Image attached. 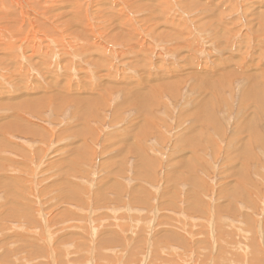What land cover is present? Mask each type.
Listing matches in <instances>:
<instances>
[{"label":"rangeland","instance_id":"374dc122","mask_svg":"<svg viewBox=\"0 0 264 264\" xmlns=\"http://www.w3.org/2000/svg\"><path fill=\"white\" fill-rule=\"evenodd\" d=\"M169 2L170 10H167L166 13L168 18L170 17L169 20L171 17L172 20L174 18L173 21L177 32L181 34L180 36L186 35L190 31L192 36H197L195 40L192 37L188 38V41L193 43L190 50L192 67L191 64H189L190 66L185 65V69L180 72H174L167 68V63L175 62L168 54L172 53L175 57H178L179 54L176 56L173 50L172 52L167 51V48L172 45L160 34L167 30L164 24L159 27L158 33L155 32L156 37H152V35V38L141 37L142 31L131 35L132 40H126L129 44L126 47L129 55L126 57L117 56L113 62L115 68L121 66L127 71L123 74L116 71L115 75L120 74L119 78L117 77L118 80L123 77L132 80L136 85L141 81L140 76L148 72V81L155 77L158 78V75L163 76L162 79L165 81H169L167 85L165 84V87L169 88L162 89V86L159 88L157 86L158 89H161V94L155 95L158 99L154 94H151L148 99L149 107L152 109L155 107V117L158 115L153 130L152 125L147 129L142 128L138 113L131 108V98L125 99L124 94L115 98L113 94L118 92L117 89L107 91L114 84H110L107 80L95 79L93 71L96 76L102 75V72L107 75L114 73L110 72L109 64L102 63L105 65L103 66L96 60L95 69L97 70H95L89 65L83 64L82 57L86 56H78L74 50L66 51L64 48L60 50V47L56 45L54 47L57 49L56 53L59 54V57L62 56L58 62L61 65V70L57 73L60 80L54 81L60 89L58 91V88L53 90L51 87V84L53 87L56 85L52 82L49 73V71L54 72L53 70L57 69L56 66H47L45 72L44 70L41 72V68L34 65H40L36 58L32 65L29 63L27 66L26 61L23 60L26 58L22 52L23 49L17 48V53H1L0 51V57L2 56L4 60L0 66L5 67L7 73L8 70L14 72V83H17L18 87L23 86L21 83L23 82L27 91L30 92L33 77H38L37 82L43 86L36 96H27L22 92L21 94L25 96H22L20 100H23L24 97L30 99L39 97L41 99L37 103L44 105L43 107L36 105L34 111L25 108L23 112L27 123L33 127L31 131L36 130L37 132L35 137L27 135V139L24 137L25 135L17 136L15 134L17 137L10 138L7 135L4 139L6 143H17L25 150L27 149L28 157L30 156L33 161L24 159L21 152L19 155H17L19 152L15 153L17 157L10 156V154L3 156L13 158L18 162L16 166L25 171L29 166L35 168L34 179L37 187L34 190L37 193L26 199V206L33 211V220L39 222L43 219L38 212L40 206L37 198H40V202L42 199L45 201L46 209L53 205L49 217L55 225L52 229L58 228L59 232L56 230V235L50 229L53 237L52 244L56 238L59 241L62 239V242L67 240L57 246V251L54 248L51 250L52 246H47L46 238L37 242L35 236L24 232L23 227L16 226L17 232L22 229L26 236L24 237L22 234L19 236L20 240L27 238L30 243V240L34 241L32 248L35 251L34 255L30 257V259L34 257V260H31L30 264H49V261L51 264H56L57 253L58 255L63 253L64 259L66 258L67 261H70L72 256L77 259L79 256L83 259L78 260L81 264H107L104 257L99 255L100 252L114 258L113 260L120 264H125L124 262L129 259V256L130 261L131 258L138 259L131 264H146V262L147 264H254L252 260L255 256L258 257L257 264H264V0H193L197 8L192 12L193 15L190 12L188 14L187 8L181 7L177 1L169 0ZM258 2L260 3L258 4ZM210 4L216 10L213 13ZM253 4L256 5V8L252 6ZM203 7L209 10L205 16L202 15ZM255 12L256 15H254ZM200 14L202 19L199 21ZM32 16L29 15L31 24L34 23V16ZM183 22L185 26L181 25ZM136 23L134 25L138 30L141 24ZM2 24L9 27L12 24V19L9 18L8 22ZM28 24H24V26ZM43 25L47 27L45 24H40V21L35 23L36 32ZM196 27L198 29H195ZM190 28L192 30H189ZM45 30L42 31V34ZM11 36L19 45L21 34ZM206 36L207 38H205ZM137 40L138 43H136ZM199 40L202 46L194 44ZM103 43L107 45L106 41ZM168 43L170 46H167ZM156 44L164 46L161 47L163 56L160 59L150 54V49H152L150 46ZM211 44H220L225 48L221 54L215 53L211 56L209 52H206L208 49L212 50ZM144 47L145 56L142 54L141 56L144 57L138 56ZM194 47L199 50L196 51ZM136 48L138 50H134ZM56 53L53 57L45 55V59L53 62ZM8 54H13L15 61L21 65L23 69L20 72L22 81L17 78L13 68V65L15 68L17 65L11 61L12 56L8 58ZM94 54H96L95 50ZM93 58L97 59L98 55ZM210 58L211 60H209ZM106 59L108 58L106 57ZM184 60L188 62L187 58ZM78 64L83 65L84 69ZM144 64H148L147 71H145ZM235 64L239 69L234 67V70L238 72L239 76L237 75L230 81L227 77L233 72L231 68ZM27 67L29 71L24 75L23 71ZM85 69L88 74L82 71ZM254 71L258 72L256 75L261 76L259 90L255 98H253ZM67 73L72 76L63 81ZM215 73L221 77L218 82L217 78L219 77ZM79 76L85 77L82 83ZM211 79L215 81L216 86H219L218 88L209 89L212 84ZM251 79L254 80V83H251ZM219 82H221L220 85ZM67 83H71V87L74 86L86 98L84 105H86L85 113L87 115L81 114L80 111L77 112V105L73 101L65 100L59 107L56 106L58 102L55 103L52 96L67 89ZM152 83L154 82L152 81ZM4 86L8 92H11L10 94L16 95L14 90L17 91V89L14 86L12 87L8 83H5ZM85 88L89 90V94ZM149 88L154 89L155 86ZM35 89L37 88L35 87ZM90 89L96 90V94H100V96H91ZM246 91H250L252 97H245L243 94ZM139 93L138 96L143 99L144 96L141 92ZM9 95H1L0 92V101L12 102L7 101ZM69 96L71 97L70 94ZM89 96L93 100H88ZM203 96H206L207 99H203ZM9 98L12 97L9 96ZM103 98L105 99L103 100ZM244 98L246 101L243 104ZM106 99L108 100L105 101ZM87 103L89 104L87 105ZM158 103L160 107L157 105ZM22 105L32 106L34 104L26 102ZM119 106V110H115ZM197 108H201L202 111L204 109L203 112L208 115ZM74 111L75 113H73ZM168 114L169 116H167ZM184 115H186V119L179 122L180 117L184 119ZM184 121L185 124H183ZM177 124L181 127H176ZM156 125L158 126L156 127ZM170 127L171 129H169ZM201 131L202 133H200ZM45 134H50V136H45ZM31 136L34 137L33 140H31ZM232 136H236L235 139ZM45 137L47 138L45 139ZM13 140L15 141L13 142ZM31 141L36 142L32 144ZM47 142L49 144H46ZM51 145L52 147H50ZM49 147L50 150L45 149ZM12 171L19 172L15 167L12 168ZM13 174L17 177H27V175L18 173ZM21 185L23 186V184ZM27 185V183L24 184L26 187ZM22 186L19 189H22ZM46 191L48 192L46 193ZM0 192V211L8 209L9 217L18 215L20 219H23L27 215L25 204L16 208V203L12 202V197L9 195V187L3 186L0 188ZM11 202L12 206L9 205ZM7 205L10 208H7ZM55 212L58 217L55 216ZM45 213L47 214V212ZM16 221H13L12 225L16 224ZM161 221L164 224L160 223ZM26 226L27 224H25V228ZM47 226L49 227V225ZM85 228L88 230L86 229L84 232ZM161 229L163 230L161 231ZM35 231L37 232L39 229ZM86 232L89 233L88 240ZM1 236L2 233H0V238ZM131 236L133 237L131 238ZM80 242L85 244L86 248L83 245L80 246ZM104 243L112 252L109 253L102 247ZM18 246L12 244L7 246L5 251L7 254L13 251L11 260L22 264L21 256L24 255L27 260L31 250L23 249L20 254L16 250ZM42 246L49 249L47 256L43 252L41 253ZM162 250L164 251L161 252ZM124 252L125 254L122 255L121 253ZM0 255L2 257L4 255L3 248H1ZM163 258L166 260H162ZM73 259L72 262L70 261L71 264ZM77 259L74 260L77 261ZM2 264L5 263L2 262Z\"/></svg>","mask_w":264,"mask_h":264},{"label":"bare ground","instance_id":"6f19581e","mask_svg":"<svg viewBox=\"0 0 264 264\" xmlns=\"http://www.w3.org/2000/svg\"><path fill=\"white\" fill-rule=\"evenodd\" d=\"M178 2V4L181 7H185L187 8L186 11L188 10V14L189 12L192 14V12L194 10H197L193 0H175ZM260 2H258L259 4ZM206 4V3H205ZM212 4V3H211ZM210 4V6H211ZM253 7L256 8V5L253 4ZM168 9H167V8ZM170 7V2L169 0H0V35L3 34V36L0 37V51L1 53L3 52H16L17 53V48L23 49L22 52H24L26 58L23 60L26 61L27 66H29V63L32 65L34 62V58H36V60L39 61V64H34L37 65L41 68V72L42 70H44L45 72V68L47 66H56V70L49 71V73L51 74V79L52 82L54 81H58L59 76H58V71L61 70V65L58 63L61 59L62 56L59 57V54L56 53L57 49H55L54 47L56 45H58L61 48H64L66 51L69 50H74L75 53L78 56H86L85 58H83V64L89 65L91 68L95 69L96 68V63L95 61H99L102 63H106L107 65L109 64V68L111 69L110 72H114L111 75H108L102 72V75H98L96 76L95 72L93 71V75L94 77H96L95 79L97 80H107L110 84H114V86H111L110 88H108L107 91L109 90H113V89H117V93H114V97L118 98L121 94L125 95V99L131 98L132 101V106L131 108H133L134 111H136L141 119V126H143L142 128H148L152 125V130H153V126L157 123L158 120V115L155 117L154 115V109H152V107H149L148 104V99H150L149 97L151 96V94L158 95L161 94V89H158L160 86H162V89H166L169 87H165V84L167 85V83H169V81H165V79H162L163 76L158 75V78H153V80L151 79L150 81H148L149 79L147 78L148 75L146 73H143L140 77H141V81L135 85V83L130 80V79H125V78H121L118 80V76H120V74L115 75L118 71V73L122 72V74L124 72H127L126 70L123 69V67L120 66V68H115V66H113V62L116 59L117 56H121V57H126L128 56V49L126 48L129 44L126 40L129 41V39L132 40L131 35L138 34L139 32H141V37H146V38H150L151 35L152 37H156L155 34L159 32V27L164 24V27L167 28V30L162 31L160 34L162 36V38L166 41H168L170 43V45H172V47H168L167 51H171L173 50V52H175L174 54H176V56H178L177 54H179L178 57H175L172 53H169L168 56H171V58H173V61L167 63V68L171 69L172 71L176 72H180L182 70L185 69V65H189L192 63V56L190 55V50L192 49V45L193 43H190L188 41V38L192 37L194 40L197 38V36H192L190 33L188 32V34L186 35H182L179 34L177 32V29L175 27V23H174V18L172 20H169L168 18V14L166 12H168L167 10ZM195 7V8H194ZM205 7V6H204ZM203 7V11H202V15L205 16V13L207 11H209L208 9ZM212 7V6H211ZM209 8V7H208ZM248 7H246L247 9ZM193 9V10H191ZM245 9V11H246ZM251 9V8H250ZM185 10V9H184ZM249 10V8H248ZM215 10V8H211V12L213 13ZM247 12V11H246ZM251 13V11H249ZM253 13V12H252ZM178 14V13H177ZM29 15H33V21L34 23L31 24L30 23V18ZM136 15V16H135ZM174 15V14H173ZM193 15V14H192ZM254 15H256V12L254 13ZM178 16V15H177ZM207 16V15H206ZM211 16H213L211 14ZM250 16V14H249ZM186 17V16H185ZM193 17V16H192ZM9 18L12 19V24L8 27V26H4L5 22L9 21ZM40 20H38V19ZM195 18V17H194ZM249 18V17H248ZM181 19V18H180ZM199 21L202 19V16L200 14V16H198ZM40 21V24H45L47 27H44V25L42 27H40L37 32L34 29V24L38 23ZM137 22L138 25L139 23L141 24V27L136 30L134 23ZM198 22V21H197ZM28 25L24 26V24ZM136 23V24H137ZM193 23V22H192ZM137 25V26H138ZM182 26L184 24H181ZM32 26V27H31ZM45 30V32L42 34V31ZM195 29H198L197 27ZM189 30H192V28H190ZM204 30V29H203ZM202 30V32H203ZM206 31V30H205ZM204 31V32H205ZM2 32V33H1ZM156 32V33H155ZM182 33V32H181ZM196 33V32H195ZM201 33V32H200ZM199 33V34H200ZM21 34V38H20V44L17 45V43H15V40H13L12 36H18ZM154 34V35H153ZM211 34V33H210ZM44 35V36H42ZM196 35V34H195ZM137 36V35H136ZM158 36V35H157ZM210 36V35H209ZM140 37V38H141ZM151 37V38H152ZM84 38V39H83ZM137 38V37H136ZM207 38V36L205 37ZM144 39V38H143ZM211 39V38H209ZM106 41L107 45L105 43H103V41ZM152 40V39H151ZM162 40V39H161ZM27 41V43H25ZM126 41V42H124ZM134 41V40H133ZM132 41V42H133ZM154 41V40H152ZM159 41V40H158ZM57 43V44H53V43ZM131 42V43H132ZM160 42V41H159ZM203 42V41H202ZM207 42V41H206ZM60 43V44H59ZM138 43V40L137 42ZM144 43V42H143ZM146 43V42H145ZM161 43V42H160ZM168 43L167 46H170ZM210 43V42H209ZM155 44V43H154ZM162 44V43H161ZM151 45L150 47L152 49H150V54L151 55H155L157 56L159 59L161 56V51L163 50L162 48L164 47L163 45ZM194 44H199L198 46L201 45V41L199 40L197 43ZM132 46V45H131ZM139 46V45H138ZM202 46V45H201ZM204 46V45H203ZM134 47V46H133ZM140 47V46H139ZM161 49H160V48ZM195 48V47H194ZM211 48L212 50H207L206 52H209V54L213 55V54H221V52L224 50V46H220V44H211ZM95 53L94 54V50ZM132 49V47H131ZM144 49L145 47L139 52L138 56L141 54L144 55ZM196 51L199 50V48H195ZM204 49V47H203ZM19 50V49H18ZM56 50V51H55ZM134 50H138V48L134 49ZM177 50V51H176ZM206 50V48H205ZM194 51V52H196ZM71 52V51H70ZM138 52V51H137ZM147 52V49H146ZM187 52L189 56L186 55ZM54 53H56V57L54 59V61H48L45 59V55L46 56H54ZM68 53V52H67ZM91 53H93V55H98V58H93V55H90ZM264 53V52H263ZM63 54V53H62ZM134 54V53H133ZM208 54V53H207ZM6 55V54H5ZM61 55V54H60ZM65 55V53L63 54ZM101 55V56H100ZM107 55V56H105ZM166 55V54H165ZM200 55V54H199ZM211 55V56H212ZM232 56H234L233 54H231ZM10 56H12L11 61L15 62L17 67L15 68V66L13 65V68L15 70V73L17 74V78H19L21 80L20 77V72L23 70L21 65H19L15 60V57L13 56V54H8V58H10ZM76 56V55H75ZM145 56V55H144ZM141 56V57H144ZM203 56V55H202ZM23 57V56H22ZM68 57V56H67ZM72 57V56H71ZM106 57L108 59H106ZM111 60H110V58ZM205 57V56H204ZM261 57V56H260ZM188 59V62L185 61L184 59ZM95 59V60H93ZM123 59V58H121ZM142 59V58H141ZM72 60V59H71ZM91 60V61H90ZM113 60V61H112ZM130 60V59H129ZM133 60V59H132ZM155 60V59H154ZM202 60V59H201ZM211 60V58L209 59ZM3 57H0V63H3ZM37 61V62H38ZM81 61V60H78ZM134 61V60H133ZM132 61V62H133ZM143 60H141L142 62ZM213 61V60H212ZM218 61V60H217ZM120 62V60H119ZM131 62V61H130ZM144 62V61H143ZM155 62V61H154ZM168 62V61H167ZM186 62V63H185ZM194 62V60H193ZM234 62V61H233ZM72 63V62H71ZM122 63V62H121ZM125 63V60H124ZM127 63V62H126ZM22 64V63H21ZM157 64V63H156ZM165 64V63H164ZM208 64V63H207ZM80 67H82L84 69V66L81 64H78ZM103 65V64H102ZM100 65V66H102ZM122 65V64H121ZM127 65V64H126ZM134 65V62H133ZM138 65V63H137ZM140 63H139V67H140ZM236 65V66H235ZM234 66H232L231 70L233 71L232 73H230L227 77V79L229 78L230 81H232L234 79V77H236L238 74V72H235V68H238V65L235 64ZM105 66V65H103ZM102 66V68L104 69V67ZM145 66V71H147V66L148 64H144ZM190 66V65H189ZM188 66V67H189ZM10 67V66H8ZM25 67V66H24ZM77 67V66H76ZM147 67V68H146ZM192 67V64H191ZM235 67V68H234ZM28 68V67H27ZM25 68V70L23 71L24 75L29 71V68L27 69ZM71 68V67H70ZM80 68V69H82ZM131 68V67H129ZM128 68V69H129ZM154 68V67H153ZM158 68V67H157ZM160 68V67H159ZM165 68V67H164ZM174 70H173V69ZM196 68V67H195ZM91 69V70H93ZM116 69V70H115ZM138 69V68H137ZM71 70V69H70ZM97 70V69H95ZM142 70V69H141ZM153 70V69H152ZM155 70H159V69H155ZM190 70V69H189ZM201 70V69H200ZM256 70V69H255ZM79 71V70H78ZM83 72L85 71V74H88V71L82 70ZM130 71V70H129ZM135 71V70H134ZM138 72H140L139 70H137ZM197 71V70H196ZM222 71V70H221ZM259 71V70H258ZM157 72V71H154ZM166 72V71H165ZM220 72V71H219ZM218 72V73H219ZM91 73V72H89ZM132 73V72H131ZM194 73V72H193ZM196 73V72H195ZM217 73V74H218ZM258 72L255 73L254 71V76H255V85H254V97L255 98L257 96L258 93V86H259V81L261 76L256 75ZM152 74V73H151ZM150 74V75H151ZM216 74V73H215ZM216 76L219 77V74ZM61 75V74H60ZM68 73L66 74V76L64 77L63 81L66 80L67 78L70 79V77L72 76H67ZM176 75V74H175ZM196 75V74H194ZM64 76V75H63ZM136 76V75H135ZM191 76V75H190ZM215 76V77H216ZM239 76V75H238ZM118 77V78H117ZM151 77V76H149ZM154 77V76H152ZM178 77V76H177ZM176 77V78H177ZM189 77V76H188ZM196 77V76H195ZM38 78V77H37ZM37 78L33 77V80L31 82V86H30V92L27 91L26 86L24 85L23 82H21L23 84V86L18 87L17 83H14L15 79H14V72L9 71L8 73L5 69V67L0 66V92L1 95H9L11 92L8 90H6V87L4 86L5 83H8L10 85H12V87L14 86V88L17 89L14 90L16 95L14 93L10 94L9 96L12 98H9V96H7V101H15V102H5V101H0V188H2L3 186L5 187H9V195H11L12 197V202L16 203V208L23 206L25 204L26 206V199H29L32 196H35V194L37 193L36 190H34V188L37 187L36 184V180L34 179V173H35V168H32V166L28 167V170L25 171L24 169H22L21 167H17L16 165L18 164V162H16L13 158L10 157H4L3 155H14L17 157V155L20 154V152L22 153V157L31 159V157H28V152L27 149L25 150L23 147H21L20 145H18L17 143L12 144L10 143H6L4 141V139H6L5 137L10 136L13 137H17L18 135L26 137L27 135H33L34 137L37 135L36 130L31 131V129L33 128L31 125H29L27 123V120L24 117V110L29 109V111L33 110L34 111V107L37 105V107H43L44 105H39L37 102L39 101V97L36 98H27L24 97L23 100H20V98L22 96H25L23 94H21L22 92L24 94L28 95H35L38 94V91H40L42 89V84L37 82ZM78 78V77H77ZM167 78V77H166ZM220 78H217V82L220 81ZM259 80H258V79ZM23 79V77H22ZM68 79V80H69ZM79 79L81 80V83L84 81L85 77H80ZM263 79V78H262ZM35 80V82H34ZM187 80V79H186ZM184 80V81H186ZM190 80V79H189ZM198 81H200L199 79H197ZM215 80V79H214ZM22 81V80H21ZM87 81V79H86ZM152 81L154 83H152ZM212 81V84L210 86V90L212 88L215 87H219L215 85V81ZM126 82H129L128 84ZM179 82V81H178ZM222 82V81H221ZM221 82H219V85L221 84ZM157 83V84H155ZM171 83V82H170ZM251 83H254V80L251 79ZM54 84L56 85L55 87H53V85L51 84V87L53 88V90L56 88H58V91L60 90L58 85L54 82ZM88 84V81H87ZM116 84V86H115ZM189 84V83H188ZM218 84V83H217ZM67 89H65L63 92H59V94L52 96L53 100L56 102H58V104H56L57 107L60 106L61 103H63L62 101L65 100H69V101H73L76 103L77 107H76V111H80L81 114H86L85 113V108L86 105H84V100H86V98L83 97V94L80 93L77 89L74 88V86L71 87V83H67ZM83 85V84H82ZM9 86V85H8ZM84 86V85H83ZM155 86L154 89H150L149 87ZM158 86V88H157ZM187 86V85H186ZM10 87V86H9ZM35 87L37 89H35ZM176 87V85H175ZM174 87V88H175ZM181 87V86H180ZM19 88V91H18ZM72 88V89H69ZM137 88V89H135ZM201 88V86H200ZM216 88V89H217ZM86 91L89 94V90L87 88H85ZM203 89V88H201ZM206 89V88H205ZM207 90V89H206ZM93 91V93H92ZM164 91V90H163ZM243 91V90H242ZM141 92L142 95L144 96L143 99L140 98V96H138V93ZM204 92V91H203ZM212 92V91H211ZM233 92V91H232ZM80 93V94H79ZM133 93H135V96H133ZM177 93V92H176ZM54 94V93H53ZM69 94L71 95V97L69 96ZM140 94V93H139ZM150 94V95H149ZM204 94V93H203ZM202 94V95H203ZM232 94V93H231ZM234 94V93H233ZM232 94V95H233ZM64 95L68 96L69 98L65 97ZM90 95L91 96H100V94H96V90L94 89H90ZM193 95V94H192ZM209 95V94H208ZM245 97H250L252 95V93L249 91H246L245 94H243ZM20 96V97H19ZM89 96L88 100H93L92 97ZM138 96V97H136ZM211 96H214L213 94H211ZM46 97V96H45ZM156 99H158L157 96H155ZM205 97V98H204ZM232 97V96H231ZM230 97V98H231ZM252 97V96H251ZM139 98V99H138ZM233 98V97H232ZM15 99V100H12ZM30 99V100H29ZM105 98H103L104 100ZM203 99H207L206 96H203ZM215 99V98H214ZM242 99V97H241ZM108 99H106L105 101H107ZM152 100V99H151ZM178 101V100H177ZM187 101V100H186ZM205 101V100H204ZM207 101V100H206ZM246 98L243 99V104L245 103ZM26 102H31L34 105L32 106H28V105H22V103H26ZM86 102V101H85ZM153 102V101H152ZM201 102V101H200ZM101 103V102H98ZM95 103V104H98ZM194 103V102H193ZM203 103V102H202ZM89 103H87L88 105ZM93 104V103H92ZM208 104V101H207ZM204 103V105H207ZM94 105V104H93ZM159 107V103L157 104ZM166 105V104H165ZM194 105V104H193ZM199 105V104H198ZM201 105V104H200ZM120 106L118 108H115V110H119ZM157 108V107H156ZM164 108V107H161ZM166 108V107H165ZM214 108V107H213ZM31 109V110H30ZM37 109V108H36ZM92 109V108H91ZM95 109V108H94ZM198 110H201L202 113H204V109L202 111V109L197 108ZM196 109V111L198 112V110ZM117 110V111H118ZM158 110V109H157ZM161 110V109H159ZM165 110V109H164ZM28 111V110H26ZM32 111V112H33ZM37 111V110H35ZM39 111V110H38ZM41 111V110H40ZM83 111V113H82ZM93 111V110H90ZM169 111V110H166ZM208 111V110H207ZM200 112V113H201ZM38 113V112H37ZM75 113V111L73 112ZM165 113V112H164ZM171 113V112H170ZM169 113V114H170ZM27 114V113H26ZM31 114V112H30ZM34 114V113H32ZM51 114V113H50ZM91 114V113H90ZM89 114V115H90ZM167 114V113H166ZM169 114L167 116H169ZM187 114V113H185ZM207 114V113H204ZM213 114V113H212ZM36 115V114H34ZM40 116V114H38ZM62 115V114H60ZM87 115V114H86ZM154 115V116H153ZM171 115V114H170ZM199 115V114H198ZM208 115V114H207ZM26 116V115H25ZM186 115H184V119H182V117H180L179 122H181L182 120H185ZM206 116V115H205ZM213 116V115H212ZM258 116V115H257ZM28 117V116H27ZM42 117V116H41ZM203 117V115H202ZM201 117V118H202ZM209 117V116H207ZM30 118V117H29ZM52 118V117H51ZM160 118V117H159ZM187 118L189 119V116H187ZM165 119V118H164ZM205 119V118H204ZM203 119V120H204ZM209 119V118H208ZM47 120V119H46ZM60 120V119H59ZM150 120L151 122L149 123ZM44 121V120H43ZM55 121V120H53ZM201 121V120H200ZM139 122V121H138ZM148 122V123H147ZM203 122V121H202ZM206 122V121H205ZM59 123V122H58ZM160 123V122H159ZM210 123V121H209ZM241 123V122H240ZM180 124V123H179ZM185 124V121L184 123ZM41 125V124H40ZM149 125V126H148ZM205 125V123H204ZM242 125V123H241ZM158 125H156L157 127ZM198 126V125H197ZM196 126V128H197ZM203 126V124H202ZM201 126V127H202ZM209 127L211 126L210 124L208 125ZM176 127H179V125L177 124ZM181 127V126H180ZM179 127V128H180ZM200 127V126H199ZM208 127V128H209ZM39 128V127H38ZM140 128V127H139ZM207 128V129H208ZM160 129V128H158ZM171 129V127L169 128ZM201 129V128H200ZM45 130V129H44ZM150 130V129H149ZM155 130V129H154ZM138 131V130H137ZM191 131V130H190ZM193 131V130H192ZM205 131V130H204ZM44 132V131H43ZM160 132V131H159ZM180 132V131H179ZM183 132V129L181 131V133ZM46 133V132H44ZM43 133V136H44ZM63 133V132H62ZM149 133V132H148ZM157 133V132H156ZM180 133V134H181ZM190 133V132H189ZM188 133V134H189ZM202 133V131L200 132ZM17 134V136L15 135ZM60 134V133H59ZM139 134V133H138ZM178 134V133H177ZM176 134V137H177ZM205 134V133H204ZM203 134V135H204ZM64 135V134H63ZM140 135V134H139ZM202 135V136H203ZM19 136V137H20ZM42 136V135H40ZM45 136H50V134ZM62 136V135H61ZM65 136V135H64ZM180 136V135H179ZM22 137V138H24ZM31 136V140H33V138ZM39 137V135H38ZM54 137V135H53ZM236 136H232V138ZM9 138V139H10ZM27 138V137H26ZM47 137H45L46 139ZM56 138V137H55ZM137 138V135H136ZM28 139V138H27ZM50 139V138H49ZM48 139V141H49ZM231 139V138H230ZM39 140V139H38ZM232 140V139H231ZM254 140V139H253ZM15 140H13L14 142ZM22 142V140H20ZM30 141V140H29ZM45 141V140H44ZM42 141V142H44ZM47 141V140H46ZM45 141V142H46ZM238 141V140H237ZM243 141V140H242ZM247 141V140H246ZM245 141V142H246ZM19 142V141H18ZM36 141H31L30 143H34ZM41 142V141H39ZM177 142V141H176ZM239 142V141H238ZM132 143V142H131ZM158 143V142H157ZM255 143V142H254ZM27 144V143H26ZM40 144V143H39ZM45 144V143H43ZM46 144H49L48 142ZM52 144V143H51ZM178 144V142L176 143V145ZM253 144V143H252ZM256 144V143H255ZM36 145V144H35ZM230 145V144H229ZM30 147V146H29ZM32 147V146H31ZM34 147V145H33ZM52 147V145L50 146ZM49 148H45V149H49ZM42 148H44L42 146ZM41 148V149H42ZM40 149V148H39ZM239 149H241L239 147ZM238 149V150H239ZM48 150V151H49ZM242 150V149H241ZM41 151V150H40ZM16 152H19L17 155L15 154ZM163 152V151H162ZM242 152V151H241ZM239 154V153H238ZM246 154V153H245ZM243 154V155H245ZM256 154V153H255ZM135 155V154H134ZM169 155V154H168ZM36 158V157H35ZM46 158V157H45ZM249 160V159H248ZM31 161H33L31 159ZM48 161V160H46ZM249 162V161H247ZM50 163V162H49ZM34 164V163H33ZM46 164V163H45ZM189 164V163H188ZM249 164V163H247ZM28 165V164H27ZM52 165V164H51ZM15 167L16 169L19 170V172H13L12 168ZM34 167V166H33ZM246 167V165H245ZM46 168V167H45ZM27 169V168H26ZM50 169V168H49ZM47 170V169H46ZM51 171V170H50ZM190 172V171H189ZM13 174V173H18L20 175H27V177H17L14 176V174L12 176H10L9 174ZM44 173V172H43ZM48 173V172H47ZM53 173V172H52ZM168 173V172H167ZM17 174V175H18ZM169 175V174H168ZM51 176V175H50ZM23 178H24V183H23ZM168 180V179H167ZM166 180V181H167ZM51 181V180H50ZM26 183L28 184L27 187L24 186V184L26 185ZM168 183V182H167ZM23 184V186L21 185ZM22 186V189H19ZM48 187V186H47ZM46 187V188H47ZM26 188V189H25ZM49 188V187H48ZM51 188V187H50ZM50 190V189H49ZM8 191V190H7ZM40 192V191H39ZM48 191H46L47 193ZM7 193V192H6ZM5 193V194H6ZM44 193V192H43ZM51 193V192H50ZM1 194V192H0ZM41 194V192H40ZM8 195V194H6ZM15 196H17V199H15ZM7 197V196H6ZM5 197V198H6ZM52 197V196H51ZM49 198V197H48ZM53 198V197H52ZM51 198V199H52ZM53 200V199H52ZM160 200V199H159ZM37 201L39 202V206H40V210L39 215H41L43 220H39V222L34 221L33 220V211H31L27 206V215H25V217L23 219H20L18 217V215H16V217H9L8 216V209L7 210H2L0 211L3 212L2 214H0V233H2V236L0 238V251L1 248H3L4 250V255L3 257L0 255V261H2L5 264H20L19 262L15 263L11 260V256H13V251L10 252V254L6 253V248L7 246H11L12 244H17L18 249H16L20 254L23 251V249L26 250H31L29 251L30 255L29 258L26 260L24 258V255H20L21 259L20 261H22V264H30L31 260H34V257L32 259H30L31 256L34 255V249L32 248V244H33V240H30L31 243L28 241L27 238H24V240H20L19 236H21L23 234V231L21 229L20 232H17L16 230V226L19 227H23L24 232H27V234H31L33 237H36L37 242L45 240L46 238V242H47V246H52L51 250L54 248L55 251H57V246H59V244L61 243H65L64 240L62 242V239H60L61 241L58 240V238H56L55 242L52 244L53 242V237H52V233L50 231V229H52V227L55 225L52 223V221L50 220V213L52 211L53 208H45V201L42 199V201L40 202V198H37ZM12 202L11 204H9L10 206H12ZM50 204V202H48ZM48 204V205H49ZM3 205V204H2ZM9 206L7 205V208ZM3 208V206H2ZM10 208V207H9ZM15 208V207H14ZM159 208V207H158ZM163 208V207H162ZM4 209V208H3ZM43 209V211H42ZM48 210V211H47ZM119 210V209H118ZM160 210H162L160 208ZM47 212V214L45 213ZM95 212V211H94ZM11 213V212H10ZM180 213V212H179ZM178 213V215H179ZM181 214V213H180ZM93 215V214H92ZM51 216V215H50ZM55 216H57V212H55ZM89 216V214H88ZM190 217V216H189ZM60 218V217H59ZM82 218V217H81ZM96 218V217H94ZM93 218V219H94ZM87 219V218H86ZM97 219V218H96ZM186 219V218H185ZM18 220V221H16ZM13 221H16V224H13ZM59 221V220H58ZM89 221V220H88ZM83 222V221H82ZM42 223V224H41ZM160 223H163V221H161ZM165 223H167V221H165ZM172 223V222H171ZM25 224H27L26 228H25ZM155 224V223H154ZM170 224V223H169ZM46 225H49V227ZM158 225V224H157ZM104 226V223H103ZM172 226V225H170ZM16 227V228H15ZM15 228V229H14ZM111 228V227H110ZM39 231H35L38 230ZM73 229V228H72ZM82 229V228H81ZM87 228L84 229V232L86 231ZM46 230V233H45ZM58 231V228L53 230V234H56L55 231ZM88 230V229H87ZM129 230V229H128ZM163 229H161L162 231ZM56 231V232H57ZM83 231V229H82ZM159 231V230H158ZM89 232V231H88ZM65 233H67V231H65ZM83 233V232H82ZM148 233V232H147ZM46 234V236H45ZM86 234L88 235L87 240L89 239V233L86 232ZM135 234V233H134ZM141 234V233H140ZM145 234V233H144ZM24 235V234H23ZM57 235V234H56ZM55 235V236H56ZM66 235V234H65ZM156 235V234H155ZM67 236V235H66ZM92 236V234H91ZM24 237H26L24 235ZM133 236H131L132 238ZM50 238V240H49ZM135 238V237H134ZM92 239V238H91ZM19 240V241H18ZM132 240V239H131ZM50 241V242H49ZM137 242H139V240H136ZM166 242V241H165ZM169 242V241H168ZM220 242V241H219ZM67 243V242H66ZM117 243V242H116ZM130 243V242H129ZM157 243V242H156ZM10 244V245H9ZM163 244V243H162ZM161 244L162 247H164ZM167 244V243H166ZM171 244V242H170ZM83 245V247L86 248V245L80 242V246ZM129 245V244H128ZM145 245V244H144ZM168 245V244H167ZM69 246V245H68ZM170 246V245H169ZM102 247L108 251L109 253L112 252L111 249L105 245H102ZM126 247V246H125ZM160 247V246H159ZM155 248V247H154ZM168 248V247H167ZM43 249V250H42ZM163 249V248H162ZM166 250V248H164ZM170 249V248H169ZM41 253L43 252L44 254H46V256L49 253V249L45 248L44 246L41 247ZM147 250V249H146ZM168 250V249H167ZM227 250V249H226ZM149 251V250H148ZM146 251V252H148ZM154 251V250H153ZM164 250H162L161 252H163ZM169 251V250H168ZM105 252V251H104ZM122 252V251H121ZM128 252V251H127ZM132 252V250H131ZM143 252V251H142ZM158 252V251H157ZM75 253V252H74ZM135 253V252H134ZM155 253V252H154ZM122 255L125 254L121 253ZM146 254V253H145ZM144 254V255H145ZM149 254V253H148ZM170 254V253H169ZM168 254V255H169ZM178 254V253H177ZM100 256H103L105 261L107 262V264H120V262H117L115 260H113L111 257L109 256H105L102 254V252H100L99 254ZM147 255V254H146ZM156 255V254H155ZM173 255V254H172ZM181 255V254H180ZM72 256V255H71ZM88 256V255H87ZM157 256V255H156ZM232 256V254H231ZM70 257V256H69ZM154 257V256H153ZM161 257V256H158ZM77 259V257H70V259ZM139 258V257H138ZM187 258V257H186ZM57 260L55 262H57L56 264H71L72 259L70 261H67L66 258L64 259V254H59L57 253ZM73 259V263L72 264H81V257L78 259L77 261ZM99 259V258H98ZM127 259V258H126ZM144 259V258H142ZM141 259V261H142ZM155 259V257H154ZM64 260V261H63ZM80 260V261H78ZM83 260V259H82ZM87 260V258H86ZM89 260V259H88ZM91 260V259H90ZM112 260V261H111ZM135 260H138L137 258H131L130 261V256L129 259L126 260L124 263L125 264H131L133 263ZM145 260V259H144ZM157 260V258H156ZM162 260H166V259H162ZM153 261V260H152ZM155 261V260H154ZM174 261V260H173ZM258 261V257L255 256L253 257L252 262L255 264H257ZM2 262H0V264H2ZM160 262V260H159ZM167 262V261H166ZM165 262V263H166ZM53 263V262H52ZM89 263V262H88ZM141 263V262H140ZM144 263V262H143ZM171 263V262H170ZM178 263V262H177ZM38 264V263H36ZM49 264H51V261H49ZM91 264V263H90ZM99 264V263H98ZM147 264V262H146ZM150 264V263H149ZM160 264V263H159ZM175 264V263H174Z\"/></svg>","mask_w":264,"mask_h":264}]
</instances>
